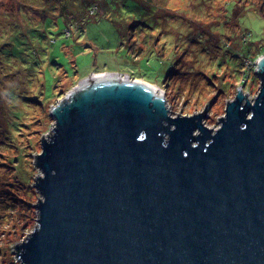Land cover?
<instances>
[{
    "label": "water",
    "instance_id": "95a60500",
    "mask_svg": "<svg viewBox=\"0 0 264 264\" xmlns=\"http://www.w3.org/2000/svg\"><path fill=\"white\" fill-rule=\"evenodd\" d=\"M260 91L216 130L170 114L164 93L110 72L52 107L36 166V228L21 264H264V56ZM205 112V113H204Z\"/></svg>",
    "mask_w": 264,
    "mask_h": 264
},
{
    "label": "rangeland",
    "instance_id": "374dc122",
    "mask_svg": "<svg viewBox=\"0 0 264 264\" xmlns=\"http://www.w3.org/2000/svg\"><path fill=\"white\" fill-rule=\"evenodd\" d=\"M51 1L0 0V264H21L16 245L37 225L27 203L3 202L37 204L36 160L42 135L52 137V107L82 79L114 72L158 85L172 116L200 114L208 103L204 123L212 130L240 91L252 101L261 86L264 0H156L145 26L122 35L115 17L79 25ZM142 9L128 4L137 19ZM117 17L135 21L127 12Z\"/></svg>",
    "mask_w": 264,
    "mask_h": 264
},
{
    "label": "trees",
    "instance_id": "16d2710c",
    "mask_svg": "<svg viewBox=\"0 0 264 264\" xmlns=\"http://www.w3.org/2000/svg\"><path fill=\"white\" fill-rule=\"evenodd\" d=\"M51 3L56 6L55 9L57 12L63 15L68 21L78 20L77 22L79 25L84 21H89V19H97V15L106 18L115 17L113 21L118 26L121 35L123 34V30L128 29V31L132 33L135 32L137 28L145 26L144 18L146 16L151 17L154 11L158 10V6H160V3H156V0H52ZM129 3H133L134 5H138L139 3L143 7L142 19H137L131 15L130 10H128ZM124 12H127L128 16L135 20L133 22L134 24L128 21L123 22L118 20L119 17L117 16ZM17 198V196H11V202H3L4 206L9 208L19 203L23 205L27 203L25 205L28 211V219L32 222L36 221L37 215L33 203L25 202L24 200H16ZM26 227L25 224L21 230H24ZM15 236L17 235L15 234Z\"/></svg>",
    "mask_w": 264,
    "mask_h": 264
},
{
    "label": "bare ground",
    "instance_id": "6f19581e",
    "mask_svg": "<svg viewBox=\"0 0 264 264\" xmlns=\"http://www.w3.org/2000/svg\"><path fill=\"white\" fill-rule=\"evenodd\" d=\"M96 76H102L104 73H94ZM139 82H141V83H143V84H147V85H149L148 83H145L143 80L142 81H139ZM151 86V85H150ZM152 87L153 88H155V89H158L159 87H158V85H153L152 84ZM160 91H161V89H160Z\"/></svg>",
    "mask_w": 264,
    "mask_h": 264
}]
</instances>
